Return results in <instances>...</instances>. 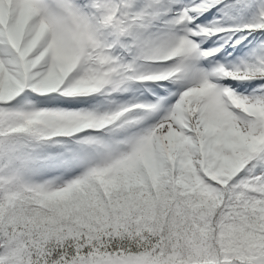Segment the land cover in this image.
Returning a JSON list of instances; mask_svg holds the SVG:
<instances>
[{
	"label": "snow or ice",
	"instance_id": "obj_1",
	"mask_svg": "<svg viewBox=\"0 0 264 264\" xmlns=\"http://www.w3.org/2000/svg\"><path fill=\"white\" fill-rule=\"evenodd\" d=\"M0 264H264V0H0Z\"/></svg>",
	"mask_w": 264,
	"mask_h": 264
}]
</instances>
